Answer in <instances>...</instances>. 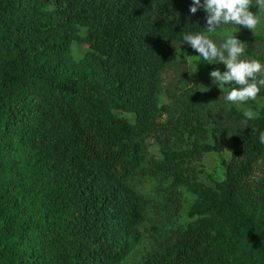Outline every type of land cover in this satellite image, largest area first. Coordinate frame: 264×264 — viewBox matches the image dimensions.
Here are the masks:
<instances>
[{
    "label": "trees",
    "instance_id": "trees-1",
    "mask_svg": "<svg viewBox=\"0 0 264 264\" xmlns=\"http://www.w3.org/2000/svg\"><path fill=\"white\" fill-rule=\"evenodd\" d=\"M191 4L0 0V264H121L143 236L130 179L150 135L160 157L147 170L197 199L172 243L141 264H264V102L251 120L234 106L216 119L188 91L167 90L171 113L160 102L176 46L195 52L183 35L206 31ZM81 41L89 50L75 59ZM168 130L189 146L174 147ZM211 151L228 153L213 186L196 170Z\"/></svg>",
    "mask_w": 264,
    "mask_h": 264
},
{
    "label": "rangeland",
    "instance_id": "rangeland-1",
    "mask_svg": "<svg viewBox=\"0 0 264 264\" xmlns=\"http://www.w3.org/2000/svg\"><path fill=\"white\" fill-rule=\"evenodd\" d=\"M255 2V0H252ZM261 19L254 32L243 26L237 25H221L214 33H209L206 29L204 35L210 36L214 42L220 44L228 34L235 33L238 38L245 43V53L242 59H257L264 63V45L247 44V39L253 36L264 37V12L257 13ZM254 50V57L246 52V48ZM177 52L172 57L166 68L161 72L162 92L160 94V102L166 105L168 112H172L173 99L167 94V90L176 93L192 92L207 105L213 114V117L222 118L226 109L234 106L242 113L246 109L251 108L254 113L258 111L264 99L256 97L255 100H248L243 103H232L225 100V96L229 88L225 86L223 91L213 84L210 72L219 69L221 72L226 71V67L218 61H203L197 52L187 50L181 45L176 46ZM89 50L88 44L84 41L76 42L72 46V55L78 59ZM176 110L175 112H177ZM174 112V113H175ZM120 116L127 117L131 120V116L126 113H117ZM209 124H212L206 115H204ZM167 118L166 113H161L160 122H164ZM163 137V135H160ZM165 137L170 139L174 147L189 146V139H181L180 136L171 133L168 130ZM159 144L157 139L150 135L145 140V154L142 162L141 171L130 179V184L138 190L143 197L142 206V239L136 250L128 255L121 264H141L144 256L152 253L160 245H169L175 238V233L179 227H183L188 221L187 211L189 207L196 201V195L187 186H172L171 177L166 173L147 170L152 162L160 157ZM222 157H228L227 152L218 154L215 151L204 153L202 159L196 166L198 171L197 178L199 181L213 186L223 176L220 160Z\"/></svg>",
    "mask_w": 264,
    "mask_h": 264
},
{
    "label": "clouds",
    "instance_id": "clouds-1",
    "mask_svg": "<svg viewBox=\"0 0 264 264\" xmlns=\"http://www.w3.org/2000/svg\"><path fill=\"white\" fill-rule=\"evenodd\" d=\"M255 6L264 12V0H255ZM252 0H192L190 13L195 14L199 9L206 12V29L214 33L221 25L243 26L254 32L261 17L253 12ZM237 33V32H235ZM235 33L228 34L223 42L217 44L210 36L200 33H186L184 42L199 54L203 61L211 63L218 61L226 67V71L212 70L210 77L221 91L229 87L225 100L232 103H243L255 100L264 87V63L258 59H242L245 53V43ZM244 116L251 120L256 113L251 108L244 111ZM259 140L264 144V132H260Z\"/></svg>",
    "mask_w": 264,
    "mask_h": 264
}]
</instances>
